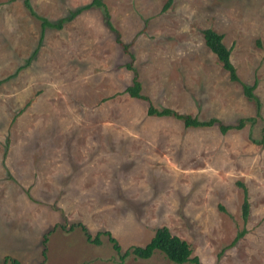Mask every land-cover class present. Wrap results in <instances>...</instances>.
Wrapping results in <instances>:
<instances>
[{
  "label": "rangeland",
  "instance_id": "rangeland-1",
  "mask_svg": "<svg viewBox=\"0 0 264 264\" xmlns=\"http://www.w3.org/2000/svg\"><path fill=\"white\" fill-rule=\"evenodd\" d=\"M91 1L0 0V264H176L158 252L122 262L108 235L125 251L163 225L202 263L264 264V0H103L115 30L93 6L42 31L40 17ZM206 28L224 35L240 81ZM136 73L158 109L257 121L222 134L149 115L123 92ZM255 81L261 116L242 86Z\"/></svg>",
  "mask_w": 264,
  "mask_h": 264
},
{
  "label": "trees",
  "instance_id": "trees-1",
  "mask_svg": "<svg viewBox=\"0 0 264 264\" xmlns=\"http://www.w3.org/2000/svg\"><path fill=\"white\" fill-rule=\"evenodd\" d=\"M26 2V0H25ZM173 2V0H168L166 5L164 6V10L170 6V4ZM26 4L30 7L29 3L26 2ZM93 6L102 7L104 8L105 15H106V24L107 26L113 31L115 30V27L113 23L111 22V14L109 12V9L105 2L103 0H92L90 3L86 4L84 7H80L75 11H72L69 17H65L60 19L58 22L53 23L47 18L40 17L42 19V28H45L47 26L61 29L63 27L64 22L71 21L75 16H77L81 11L85 9H89ZM31 8V7H30ZM32 11V9H31ZM33 14H35L32 11ZM204 38L206 45L209 47V49L215 53L222 63L224 69H226L229 72V77L232 81H240V78L237 74V68L235 64L233 63L231 59V48L228 47L224 42V35L222 33L217 32L216 30L212 28H206L203 30ZM43 41V35L39 39L38 47L34 50L33 55L29 57L26 61V65L30 63V60L32 57L37 53L39 50V46L41 42ZM120 43H122V40H118ZM123 44L125 52L130 56V58L134 59V54L130 52L128 44ZM127 67L129 69L133 70V64L132 62H128ZM136 71V69H135ZM244 94L250 99L254 100L256 102L257 106V116L260 115V100L255 95L254 91L257 86V81L254 82L252 85H247L245 83L242 84ZM124 93H128L130 96H132L134 99H142L147 100L150 104L147 110V113L149 115H156V116H172L177 119H181L184 124L187 127H212L217 126L222 134H226L229 130L232 129H242L246 126L248 122L254 124L257 120L255 117H245L240 118L238 123L236 124H225L218 118H210L207 120L200 119L197 116H192L190 114H184L180 113L172 108H163L158 109L154 107V105L151 102L150 96L145 95L142 93V82L138 77V74L136 73L133 82L126 87V89L123 91ZM122 92V93H123ZM262 142H264V127L262 129ZM250 212V203L247 198V194L245 196L243 205H242V216L245 221H247L248 216ZM77 225L82 226V231L84 232V235L87 238V241L91 242H100L98 237L93 238L87 227L78 222L71 225V228H74ZM245 233V230H242L238 233V236L234 240L233 244L239 238H241ZM109 239L112 242V247L117 252L120 260L124 262L128 257L133 256L135 259H149L151 258L155 253H161L163 254L168 260L172 261L176 264H184V263H192V264H205L202 263L198 256H192V247L188 241L181 238L180 236L174 234L168 226H158L154 230V234L151 237V239L145 244V245H134L131 246L127 250H123L121 247L119 241L111 234H109ZM48 241V234L44 236V242H43V250H42V256H45L47 258V248L46 244ZM11 260L12 264H21L20 261L16 258H12L9 255L5 257V263ZM45 261V258L44 260ZM43 261L39 262L38 264H45Z\"/></svg>",
  "mask_w": 264,
  "mask_h": 264
},
{
  "label": "crops",
  "instance_id": "crops-1",
  "mask_svg": "<svg viewBox=\"0 0 264 264\" xmlns=\"http://www.w3.org/2000/svg\"><path fill=\"white\" fill-rule=\"evenodd\" d=\"M46 28H53V27L48 26V27H46ZM46 28H43L42 31L45 30ZM42 31H41V32H42ZM46 31H47V30H46ZM46 31H45L44 33H42L44 37H45V33H46ZM40 38H41V36H40ZM40 38H39V39H40ZM43 39H44V38H43ZM38 43H39V40H38ZM37 47H38V46H37ZM37 47H36V48H37ZM36 48H35V49H36ZM35 49H34V50H35ZM39 49H40V47H39ZM34 50H33V52H34ZM38 51H39V50H38ZM38 51H37V53H38ZM33 52H32V53H33Z\"/></svg>",
  "mask_w": 264,
  "mask_h": 264
}]
</instances>
